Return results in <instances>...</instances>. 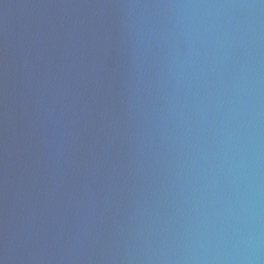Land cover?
<instances>
[{"label":"water","instance_id":"obj_1","mask_svg":"<svg viewBox=\"0 0 264 264\" xmlns=\"http://www.w3.org/2000/svg\"><path fill=\"white\" fill-rule=\"evenodd\" d=\"M0 264H264V0H0Z\"/></svg>","mask_w":264,"mask_h":264}]
</instances>
